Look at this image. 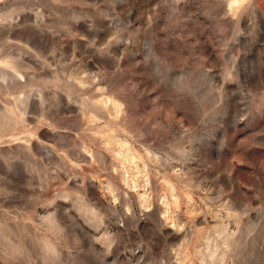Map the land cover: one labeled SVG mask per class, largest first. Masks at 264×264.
<instances>
[{
  "label": "rangeland",
  "instance_id": "rangeland-1",
  "mask_svg": "<svg viewBox=\"0 0 264 264\" xmlns=\"http://www.w3.org/2000/svg\"><path fill=\"white\" fill-rule=\"evenodd\" d=\"M0 264H264V0H0Z\"/></svg>",
  "mask_w": 264,
  "mask_h": 264
}]
</instances>
